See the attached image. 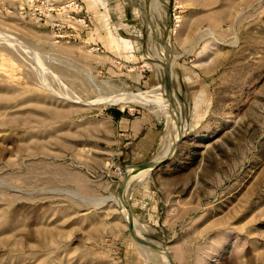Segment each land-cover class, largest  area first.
<instances>
[{"label": "rangeland", "instance_id": "1", "mask_svg": "<svg viewBox=\"0 0 264 264\" xmlns=\"http://www.w3.org/2000/svg\"><path fill=\"white\" fill-rule=\"evenodd\" d=\"M164 27L191 127L133 182L165 118L108 99L159 84ZM121 209L174 264H264V0H0V264H163Z\"/></svg>", "mask_w": 264, "mask_h": 264}, {"label": "bare ground", "instance_id": "2", "mask_svg": "<svg viewBox=\"0 0 264 264\" xmlns=\"http://www.w3.org/2000/svg\"><path fill=\"white\" fill-rule=\"evenodd\" d=\"M151 7H152V4H151ZM141 10H142L141 13L143 17L142 22L147 28V33H152L151 31L152 29L150 30V23L148 20L149 11L147 10L145 11L143 10V8H141ZM163 30H165V34L163 37H161V40L159 41L157 53L155 54L153 53L154 56L156 55V57H154L155 58L154 66L157 70L159 84L154 85L153 87H151V89L146 90L143 94L137 93V92L136 93L128 92V93H123V94L121 93L119 95H115L108 99V102L118 104L121 108H123L129 102H134L136 104L143 105V106L149 105L150 107L149 109L154 115H159V113H161L164 116L165 132L161 136L160 143H159V147L161 149H160V152L156 156H153L152 158H150L151 160H159V159L164 158L166 155H169L171 151L173 150L174 143L185 132L189 131L191 127L189 124V121L186 118V106L184 103L185 101L182 100L180 91L178 90V88H175V85H174L178 76L176 72L172 69L170 62L168 63L166 59L168 56V51H169L168 45L165 43V40L167 38V34H166L167 27H164ZM167 43L169 42L167 41ZM149 170L150 168H147V167H144V168H137V166L131 167L129 174H128L129 177L127 178L132 179V181L134 182L135 180L141 179L142 177L146 176ZM121 213L124 218V221L126 222L127 218H129L128 217L129 214L125 213L122 209H121ZM132 220L134 221V219ZM133 221L131 222V226L136 230V233L138 234V236H140V238L144 240L143 242L152 244V242L154 241L153 246H155L157 253L160 255L161 261L163 259V264H170V260L167 258L165 252L162 250L164 249L163 245H161L159 241L154 240L153 238H150L149 236H146V234H148L146 232L148 227L147 226L143 227L141 226V224L139 225L138 223L135 224V222ZM138 242L140 244V247L143 250H149L148 248L150 247H148L147 244L140 242V241Z\"/></svg>", "mask_w": 264, "mask_h": 264}, {"label": "crops", "instance_id": "3", "mask_svg": "<svg viewBox=\"0 0 264 264\" xmlns=\"http://www.w3.org/2000/svg\"><path fill=\"white\" fill-rule=\"evenodd\" d=\"M126 121V124H131V126H128L129 132H133L136 134L140 139H137V141L140 140L139 146L142 149V151H147V146L152 145L155 140V132L153 129H155V124L150 120V118H142L140 117L139 120L135 119H128L120 117V122ZM139 121V122H138ZM151 121V122H150ZM140 124V125H139ZM143 124V125H142ZM145 146V147H144Z\"/></svg>", "mask_w": 264, "mask_h": 264}, {"label": "water", "instance_id": "4", "mask_svg": "<svg viewBox=\"0 0 264 264\" xmlns=\"http://www.w3.org/2000/svg\"><path fill=\"white\" fill-rule=\"evenodd\" d=\"M179 138H180V137H179ZM179 138H178V140H179ZM178 140H177V141H178ZM177 141L174 143V145H173V150L171 151V153H170L169 155H166L164 158L159 159V160H151V159H148V160H145V161H142V162H139V163L133 164V165L137 166V168H144V167H147V168H150V170L153 169V168H155V167H157L159 164H161L162 162H164L166 159H168V158L171 156V154H172V152L174 151V148H175V146H176V144H177ZM123 183H124V180H122V181L119 183V185H118V188H119V189L122 188ZM129 217H130V216H129ZM126 224H127V226H128V229H129V231H130L131 236H132L135 240H138V241H140V242H143L144 240H142V239L140 238V236H138V234L136 233V230L131 226V219H130V218H127ZM162 250L165 252L167 258L170 260V263H171V264H174V262L172 261V258H171V256H170V254L167 252V250H166L165 248L162 249Z\"/></svg>", "mask_w": 264, "mask_h": 264}]
</instances>
